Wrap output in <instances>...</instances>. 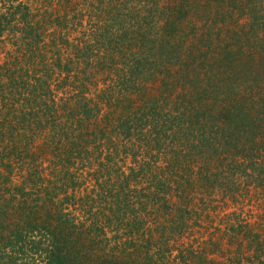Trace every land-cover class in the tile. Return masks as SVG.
Segmentation results:
<instances>
[{"label": "trees", "instance_id": "trees-1", "mask_svg": "<svg viewBox=\"0 0 264 264\" xmlns=\"http://www.w3.org/2000/svg\"><path fill=\"white\" fill-rule=\"evenodd\" d=\"M0 264H264V0H0Z\"/></svg>", "mask_w": 264, "mask_h": 264}]
</instances>
